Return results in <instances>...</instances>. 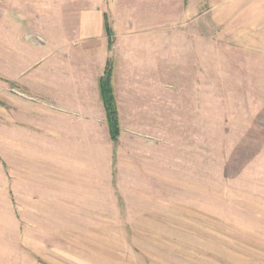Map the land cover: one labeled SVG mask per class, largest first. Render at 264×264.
Listing matches in <instances>:
<instances>
[{
    "label": "rangeland",
    "instance_id": "374dc122",
    "mask_svg": "<svg viewBox=\"0 0 264 264\" xmlns=\"http://www.w3.org/2000/svg\"><path fill=\"white\" fill-rule=\"evenodd\" d=\"M194 6L190 19L113 12L102 43L72 36L73 49L53 53L33 33L22 54L38 93L0 73V264H264V0ZM31 40L42 49L30 52ZM108 62L118 137L104 106L98 138L91 126L55 158L48 111L68 110L50 108L45 78L93 76ZM20 116L40 137L17 148Z\"/></svg>",
    "mask_w": 264,
    "mask_h": 264
},
{
    "label": "crops",
    "instance_id": "0c3cea01",
    "mask_svg": "<svg viewBox=\"0 0 264 264\" xmlns=\"http://www.w3.org/2000/svg\"><path fill=\"white\" fill-rule=\"evenodd\" d=\"M41 1L0 0V51L2 52L0 73L6 80L23 85L27 89H33L34 93L40 90L41 86L38 85L37 78H35V70L30 78H26L25 74L30 72V69H36V63L34 61L27 63L22 54L27 51L25 41L31 39L33 33H37V37L40 35L49 36L48 51L52 53L58 49H73V44L69 42V37L72 38V36L79 39L81 46L84 43L94 46L104 41V22L108 14L121 12L122 19L139 21L170 20L176 17L190 19L192 16L189 14L195 10L194 5L201 3V0H65V4H75L78 8L69 13H62L55 9L57 0H47V6L44 7L40 3ZM89 3L95 6H86ZM116 4L124 6L118 7L117 10L113 9L112 12L111 5ZM176 5L181 6L177 7ZM38 10H43V12H34ZM179 13L187 15L178 16ZM126 14L128 16H125ZM61 19H75L77 23L74 26L58 23L57 21ZM128 33L131 34L130 31ZM25 35L29 38H24ZM58 35L64 39V44L61 47H57ZM31 42L35 47H32V50L28 49L30 52L41 50V46L44 45L34 40ZM14 53L21 54L14 57ZM104 67L102 65L100 70L93 71V76H89L88 69L83 71V67H80L81 70L74 71L71 76L57 77V74L54 73V76L51 74L47 79L45 78V82L47 80V98L52 105L50 108L60 106L62 109L68 110V112L56 113L53 110L48 111V143L49 147L54 149L55 158L58 148L82 147L83 142H87L89 139L91 126L93 139L98 138V134L94 133H97L99 128V130L104 127L106 129L105 109L100 98L99 87V78L103 74ZM54 68L57 72V65H54ZM115 75L116 73H114ZM113 83L117 95L115 77ZM25 109L28 112L30 110ZM71 111H73L72 114L69 113ZM75 113H78L81 118L77 117ZM21 118L16 123V140L12 138L17 142V148L23 146L26 140L32 143L37 140L38 136L40 137L38 133L40 129L36 128L38 123L35 119L30 116L28 122L29 118L26 120L24 117ZM8 121V118L4 121L7 128L9 127Z\"/></svg>",
    "mask_w": 264,
    "mask_h": 264
},
{
    "label": "trees",
    "instance_id": "16d2710c",
    "mask_svg": "<svg viewBox=\"0 0 264 264\" xmlns=\"http://www.w3.org/2000/svg\"><path fill=\"white\" fill-rule=\"evenodd\" d=\"M106 26V30L108 31V25ZM112 76L113 69L111 62H108L106 69L103 75L99 78V87L101 97L104 102V106L106 109L108 127L111 133V137L116 139L119 135L120 125H119V117L116 108L114 90L112 85Z\"/></svg>",
    "mask_w": 264,
    "mask_h": 264
}]
</instances>
